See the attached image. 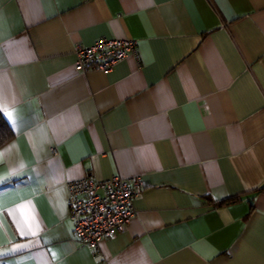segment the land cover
<instances>
[{"label": "crops", "instance_id": "0c3cea01", "mask_svg": "<svg viewBox=\"0 0 264 264\" xmlns=\"http://www.w3.org/2000/svg\"><path fill=\"white\" fill-rule=\"evenodd\" d=\"M101 38L137 54L77 71ZM0 83V264H264V0H0ZM114 176L146 187L88 247L67 183ZM27 201L34 236L8 215Z\"/></svg>", "mask_w": 264, "mask_h": 264}, {"label": "built area", "instance_id": "2783aa9c", "mask_svg": "<svg viewBox=\"0 0 264 264\" xmlns=\"http://www.w3.org/2000/svg\"><path fill=\"white\" fill-rule=\"evenodd\" d=\"M74 54L77 71L108 73L130 55H136L137 45L132 39L101 38L91 46L76 45ZM145 187L138 177H86L68 182L70 217L79 241L97 248L102 240L123 230L135 216V199Z\"/></svg>", "mask_w": 264, "mask_h": 264}, {"label": "snow or ice", "instance_id": "6c2138e0", "mask_svg": "<svg viewBox=\"0 0 264 264\" xmlns=\"http://www.w3.org/2000/svg\"><path fill=\"white\" fill-rule=\"evenodd\" d=\"M0 113L5 115L9 121H11L12 126H16V120L13 113L7 110L6 97L4 96L3 84L0 83ZM16 145H10L8 148L0 151V158L10 152ZM23 167V165H21ZM16 175V171L8 173L7 176H0V185H4L11 182V178ZM57 197H60V193H56ZM2 203V201H0ZM62 203V200H61ZM9 217L12 219V223L16 227L17 231L21 236L36 235L40 228L39 221L36 217L35 208L31 201L22 202L17 204L13 209L8 211ZM7 227V222L3 220L2 215H0V235H3V231ZM22 247V246H18ZM17 248L11 249L10 251H16ZM6 253H0V255H5Z\"/></svg>", "mask_w": 264, "mask_h": 264}, {"label": "trees", "instance_id": "16d2710c", "mask_svg": "<svg viewBox=\"0 0 264 264\" xmlns=\"http://www.w3.org/2000/svg\"><path fill=\"white\" fill-rule=\"evenodd\" d=\"M14 138V133L3 114L0 113V149Z\"/></svg>", "mask_w": 264, "mask_h": 264}]
</instances>
